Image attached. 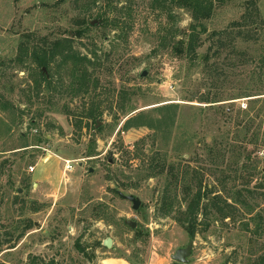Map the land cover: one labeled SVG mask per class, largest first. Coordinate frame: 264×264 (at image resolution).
<instances>
[{"label":"rangeland","instance_id":"obj_1","mask_svg":"<svg viewBox=\"0 0 264 264\" xmlns=\"http://www.w3.org/2000/svg\"><path fill=\"white\" fill-rule=\"evenodd\" d=\"M87 1L0 0V99L7 104L0 110V264H29L30 259L37 264H100L105 258L154 264L163 257L172 264L173 254L189 241L192 250L186 264H244L249 253H264V232L251 236L243 223L229 220L211 223L207 232L191 240L173 213L159 215L167 176L143 177L148 157L157 146H164L167 164L180 170L194 168L202 176L203 188L213 187L216 194L225 196L223 189H240L249 181L248 188L256 192L264 211V191L257 187L264 182V102L253 106L248 101L252 97L228 100L264 94L257 62L264 50V25L259 28V41H236L245 53L244 65L229 69L222 83L224 101L213 106L230 110V116H223L197 99L185 101L209 93L208 83L199 72L185 81V60L166 45L173 27L188 32L192 23L188 12L173 9L172 21L152 10V0H98L94 5ZM246 3L229 0L215 9L203 23L198 54L218 45L209 35L230 29L242 17ZM257 4L264 20V0ZM77 17L92 23L81 38L74 35ZM103 19L118 20V27L105 26ZM26 36L73 38L74 49L98 64L88 69L97 80L95 91L72 98L44 88L37 93L34 80L39 69L28 59L25 64L15 61ZM225 55L210 63L224 64ZM144 71L146 76L140 78ZM121 91L126 94L122 102ZM256 98L262 100L264 95ZM91 101L100 103L101 117L95 123L82 120L77 128L79 115ZM167 104L180 107L182 128L191 144L189 156L172 158L174 133L158 137L154 144L149 130L122 128L135 114L126 117L131 110L148 112ZM249 105L250 113L242 116L238 110ZM240 120L253 121L254 126L240 128ZM215 139L231 145L223 161L216 152L205 150ZM176 191L181 198L179 187ZM119 193L137 198L138 210L133 211ZM27 224L30 228L19 238ZM106 239L111 240L110 249L102 245Z\"/></svg>","mask_w":264,"mask_h":264},{"label":"trees","instance_id":"obj_2","mask_svg":"<svg viewBox=\"0 0 264 264\" xmlns=\"http://www.w3.org/2000/svg\"><path fill=\"white\" fill-rule=\"evenodd\" d=\"M96 1L98 0H88L87 3L94 5ZM258 1L247 0L245 12L239 21L231 23L230 29L211 32L209 39H214L218 45L214 48H208L204 54H198L197 52L203 45L201 39V35L205 33L203 23L212 18L216 8L227 5L229 0L151 1L150 7L152 10H159L166 15V19L175 20L173 16H170L173 9H183L188 12L191 18L192 23L188 32H181L179 29L173 27L172 29L174 31L172 35L167 38V41L166 38L164 40L174 56L185 60V81L192 79L191 77L199 72L208 83L209 93L199 98H187L185 101L191 102L197 99L199 104L208 105L205 108L212 109L217 114L220 112L223 116H230V113H228L230 110L224 109L221 107L222 105H213L224 101L222 100L221 89L223 88L222 83L228 77L226 74H228L229 69L236 70L244 65L242 60L245 57V53L238 50V43L236 41L241 38L260 40L259 28L261 25H264V20L260 16L257 6ZM102 21L105 26L112 28H117L119 24L116 19L109 22L107 19H103ZM74 24L77 27L74 31V35L77 38L84 36L86 31L92 27L90 23L86 22L84 17H77L74 20ZM196 27L200 28V32L197 31ZM176 37H178L177 40H175ZM24 40V42H20L18 45V54L15 61L17 64H25V59H28L30 63H33L39 69L38 80H34L37 93L42 90L41 88H44V90L55 94H65L72 98L95 91L97 80L93 79L92 73L88 69L90 67L94 68L98 64H96L94 59L90 60L86 55H82L74 49L73 38L58 37L48 40L46 38L34 39L26 36ZM224 53L226 54L224 64L216 62L210 63L212 59L220 58ZM93 57L95 58L94 54ZM257 62L259 63L258 78L264 80V50L262 49L260 54H258ZM50 66H53V72H49ZM42 69L46 70L47 74ZM54 75L56 76V84L52 86V78ZM125 95L123 91L119 93L121 102ZM241 95L243 96L232 97L228 100L252 97L255 99L248 101H252L250 104H253V106L259 102H264V98L262 100L261 98H256L264 95L260 92ZM99 105L100 103L98 101H91L89 103V106L79 115L80 117L78 116L80 120L78 126L75 124L77 128H80L82 120L95 123L101 117ZM6 108V102L0 99V110L4 111ZM179 108L178 104H167L152 108L148 112H136L137 110L133 109L126 113V117L133 112L135 114L123 122L122 128L124 130L138 128L149 130L151 132L150 138L154 144L158 137L165 138L169 137L171 133H174L173 141L175 144L171 149L172 158L178 159L186 155L189 156L191 144L185 129L182 128L180 114L178 113ZM251 109L249 105L245 111L238 110V112L245 117L250 113ZM203 110L205 109H199L200 112H203ZM252 123L254 124L253 121L245 120L243 122V120H240L238 121V126L240 128H250L254 126ZM261 131L264 136V116ZM253 136L257 137L256 134ZM42 140L44 139H38V141ZM209 145L205 147L206 152L211 155L213 152H216L219 157L217 159L222 161L226 157V149L231 147V145L223 144L222 141L216 139L211 140ZM163 149L164 146H157L151 157H148L147 165L144 167L145 175L143 176L144 178L162 175L167 176L166 183L159 198L160 207L158 212L160 217H168L173 213L175 222L191 240L196 235L207 232L211 223L218 220L222 222L229 220L230 223H243L241 226L251 236L260 235L264 232V211L260 210L261 203L259 202L258 196H256V192L248 188L249 181L244 182V187L240 189L236 187L228 190L223 189L225 196L222 195V192L216 194L213 187L203 188L202 176L194 168L185 166L180 170L179 166H174L171 163L167 164ZM0 170H2V167ZM178 187L181 198L177 196L176 189ZM257 187L264 191V182ZM214 193L215 195L212 199H208V196ZM118 195L123 194L119 193ZM181 202L185 205L183 209ZM29 228L30 225L27 224L18 237H22L23 233ZM29 264H37V260L30 259ZM244 264H264V253H249L247 261Z\"/></svg>","mask_w":264,"mask_h":264},{"label":"water","instance_id":"obj_3","mask_svg":"<svg viewBox=\"0 0 264 264\" xmlns=\"http://www.w3.org/2000/svg\"><path fill=\"white\" fill-rule=\"evenodd\" d=\"M91 25H92V23H91ZM145 76H146L145 71L140 74V78H143ZM120 197L131 203L133 211L138 210V208L140 206V201L137 198H135L131 195H128V196L120 195ZM130 228H134V224H131ZM102 245L104 248L110 249L111 248V240L106 239L105 241H103ZM191 250H192V241H189L184 249L177 250L173 254V256L171 257L172 262L176 263V264H186L187 259L191 254Z\"/></svg>","mask_w":264,"mask_h":264},{"label":"crops","instance_id":"obj_4","mask_svg":"<svg viewBox=\"0 0 264 264\" xmlns=\"http://www.w3.org/2000/svg\"><path fill=\"white\" fill-rule=\"evenodd\" d=\"M100 264H128L126 261L122 259L116 258H105L101 261ZM154 264H169L166 258H159Z\"/></svg>","mask_w":264,"mask_h":264},{"label":"built area","instance_id":"obj_5","mask_svg":"<svg viewBox=\"0 0 264 264\" xmlns=\"http://www.w3.org/2000/svg\"><path fill=\"white\" fill-rule=\"evenodd\" d=\"M29 172L32 173V172H33V168H30V169H29Z\"/></svg>","mask_w":264,"mask_h":264}]
</instances>
